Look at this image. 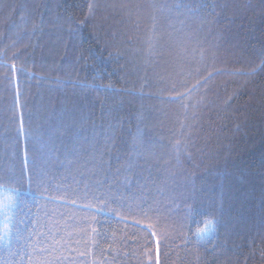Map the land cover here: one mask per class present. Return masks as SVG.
I'll return each instance as SVG.
<instances>
[{
	"label": "trees",
	"instance_id": "16d2710c",
	"mask_svg": "<svg viewBox=\"0 0 264 264\" xmlns=\"http://www.w3.org/2000/svg\"><path fill=\"white\" fill-rule=\"evenodd\" d=\"M89 2L0 0V264H264V0Z\"/></svg>",
	"mask_w": 264,
	"mask_h": 264
},
{
	"label": "snow or ice",
	"instance_id": "6c2138e0",
	"mask_svg": "<svg viewBox=\"0 0 264 264\" xmlns=\"http://www.w3.org/2000/svg\"><path fill=\"white\" fill-rule=\"evenodd\" d=\"M87 7H88V16L91 17L92 14L94 13L95 9L97 8V4L95 2H92V0H90V2L88 3ZM85 22H86V20L82 21L81 23L83 24ZM109 55L111 56L112 54L110 53ZM116 56L119 57L120 53H116ZM257 70H264V56L261 57L260 63L256 66V68L252 69L250 72L245 73V72H242V71H237L234 74L235 75H252ZM12 71L13 72H17V73H23L24 69L16 68V66L13 65L12 66ZM214 74L215 73H210L208 75L207 79H211V76L214 75ZM205 83H206V80H205ZM198 86H199V82L197 83L196 87H198ZM144 87H147V84H145ZM175 89H176V85L173 84L171 86V88L169 89V92L170 93H174V94H169V95L165 96L163 94V92H161V93L157 94L158 98H160L162 100H167L169 102H178V101L179 102H183L186 99H190V90L186 89L183 93H181V92H176ZM198 103H203V100L199 101ZM182 107L185 110H187L188 104L187 103H182ZM115 127H116L115 124L110 125V128L113 129V130L115 129ZM185 127H187L186 122L184 120L179 121V128L177 129L178 133L181 134V135H184ZM188 135H190V133ZM112 139H113L112 133L106 134L105 143L107 144L108 141L112 140ZM184 143L186 144L187 141L185 140ZM180 144H181L180 140H177L175 142V144H174V147L177 148L178 155H179ZM188 155L190 157L191 153H188ZM101 162H102V160H101ZM37 176H38V179L36 181L37 188L40 189L41 186L45 183L44 173L40 172V173L37 174ZM130 181H131V178L126 176L125 177V182H130ZM31 182H32V175L30 173V175H29V183L31 184ZM50 187H51V185L49 183L48 187H44L42 191H38V196L40 198H42V199L47 200L49 203L64 204V205L72 207V208H78L81 211H92L94 209V205L92 203L81 205V204L77 203V199L68 200V199H65V198H62V197H53L51 195L45 196L44 192H48ZM56 191L57 192L63 191L65 193V196L75 195L74 192L73 193H69L68 190L64 189V188H57ZM88 197H89V192L87 190H85L83 196L82 197H77V198L87 199ZM91 198L93 200L101 201L103 203L104 207H106L108 209V211L112 212V213H116V209L108 207L109 201L111 203H113V204H122L121 200L117 199L114 196H110V195L106 194L103 191H96V192L91 193ZM13 207H15V204L11 200V198H9L8 202L6 204H4V208L7 210V212H6V215L4 216L3 228L0 229V242H2L5 246H8L9 233L15 231L17 233V238H19V229H13V228H11L9 226L10 223H11V215H12L11 209ZM37 207H39V206H37ZM150 210L151 209H149V211ZM187 211L188 212L193 211V206L192 205H188L187 206ZM117 218H119V214L118 213H117ZM81 222H87V221L82 220ZM93 222H97L98 223V221H95V220H93ZM19 223L23 224V221H20ZM32 223L36 224L37 221H33ZM217 225H218V220L216 219L215 215H213L211 219H206L204 221V227L203 228L197 229L196 236L200 237L203 233H205L207 231H210V230H214ZM92 231H93L94 234L96 233V229H92ZM38 235H42V234H38ZM189 242H191V241L189 239H186L185 243L187 244ZM53 245L54 246H58L59 242L53 240ZM47 250H48L47 247L42 249V251H45V252ZM261 255L264 256V251L261 252ZM157 264H159V261H157Z\"/></svg>",
	"mask_w": 264,
	"mask_h": 264
}]
</instances>
